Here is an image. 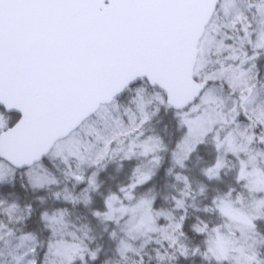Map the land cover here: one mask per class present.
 I'll use <instances>...</instances> for the list:
<instances>
[{"label":"rangeland","instance_id":"obj_1","mask_svg":"<svg viewBox=\"0 0 264 264\" xmlns=\"http://www.w3.org/2000/svg\"><path fill=\"white\" fill-rule=\"evenodd\" d=\"M213 15L199 40L194 67L195 79H210L212 83L193 104L175 113L182 135L170 152L169 166L177 191L176 195L172 193L170 208L153 209L150 192H134L149 179L153 164L160 160L159 139L143 132V126L165 104L161 90L143 82L123 99L101 105L92 117L54 145L46 158L61 167V178L41 162L24 170L31 187H56L65 203L76 206L88 200L89 208L98 205L96 200L103 193L102 185L92 186L93 179L108 168H117L125 158H136L138 163L126 189L118 187L121 194L106 195V218L100 219L101 212L89 209L91 222L95 217L100 222L109 219L121 232L114 254L102 264H179V258L195 253L207 257L204 264H264V239L257 228L246 225L264 217V84L256 83V62L251 69L236 60L238 48H264V0H220ZM234 93L247 96L243 107L251 120L240 117ZM4 126V114L0 112V128ZM205 140L217 150L211 170L216 174L223 169L234 171L244 193L226 190L212 202L195 206L189 173L179 167L194 170L183 160L195 146L208 145ZM109 159L114 163L108 164ZM98 167L100 171L93 174ZM129 174L132 170L128 169L124 176ZM12 175L13 168L0 161V182ZM0 216L2 221L13 222L23 217V207L10 194L0 192ZM212 216L220 221L208 227L214 223ZM83 217H72L66 210L46 215L50 237L41 264H88L94 260L95 248L100 247L89 242L94 238L92 232L87 239L89 228ZM192 217V231L206 233L203 251L190 249L185 242L184 223ZM8 232L0 225V264H35V239Z\"/></svg>","mask_w":264,"mask_h":264},{"label":"water","instance_id":"obj_2","mask_svg":"<svg viewBox=\"0 0 264 264\" xmlns=\"http://www.w3.org/2000/svg\"><path fill=\"white\" fill-rule=\"evenodd\" d=\"M219 0H0V160L24 170L140 79L175 111Z\"/></svg>","mask_w":264,"mask_h":264},{"label":"trees","instance_id":"obj_3","mask_svg":"<svg viewBox=\"0 0 264 264\" xmlns=\"http://www.w3.org/2000/svg\"><path fill=\"white\" fill-rule=\"evenodd\" d=\"M253 57L254 60L257 59V67L260 71L258 74V84H261L264 79V62H262L261 58L256 55V49L254 51ZM208 81L212 83V80ZM142 82L147 85V83L143 80ZM134 86L125 90L117 97L116 100L119 101L123 99L124 95L129 90L133 89ZM160 92L162 95L164 94L162 91ZM0 112L4 114L5 126L13 124L18 118V115L13 113L5 114L1 108ZM175 113H177V111H174L171 107L164 104L143 126V132L146 134H151L159 139L157 153L160 157V160L155 165L153 164L152 173L148 177L149 179L143 182L142 185L138 187L136 186L137 188L135 187L136 189H134V192H136V195L142 192H150L153 209L165 210L170 208L172 203V193H175V195L177 193V191L174 190V182L171 175L172 172L170 171L172 168L169 166L170 152L173 151L182 135L179 119ZM4 127H1L0 130ZM205 141H207L208 145H200V143L191 151V153L189 152V156H187L184 160V164L189 163V165L193 167L194 170L189 172L185 166L179 167L180 170L182 169L181 171L189 173V181L194 189V194L192 196L194 198L195 206L203 204V201L212 202L214 198L222 196L226 190H230L232 193L243 192L242 184L235 180L234 171L223 169L216 174V172L211 170L212 166L210 165H213L215 157H217V150L211 141ZM208 153V160H204L205 154ZM106 162L108 164L114 163L111 159ZM41 163L50 172H52L54 176L59 178L62 177V173L60 171L61 167L57 164H54L55 161L51 162L45 158ZM137 163L138 161L135 157H131L130 159L125 158L123 159L122 163H119V165L115 166L117 168H108L106 172H102L98 177H95L93 179L94 183L92 182V186H95L96 183H98V185H102L103 193L100 195V199L96 200L98 201V205L97 203H94L92 206L90 205L89 208H86V203L88 200L79 202L76 206L65 203L60 199L56 187H31L28 179L24 175V170L17 171L13 169L12 177L0 182V192L4 194H10L20 203V205L23 207V217L13 222H5L2 221L0 216V225H3V229L9 230L8 234L32 236L36 242L34 248V257L36 260L35 264H41L50 237L48 225L45 220L46 215L52 214L56 211L66 210L72 217L75 215L82 217L84 216V222L89 228L87 239L89 237V233L92 232L94 234V238L88 239L89 242H91L92 245L96 244L100 247V250L95 248L97 252L96 257L94 260L88 262V264H102L106 259H110L112 253L114 254L117 244L116 238L121 232L119 227L108 218V220L100 222L95 217V221L91 222L89 220V209L101 212L102 215L99 216L100 219L106 218V195L112 192L121 194L122 191L119 192V189L116 190L118 187L122 188V190L126 189L128 182L133 178L131 176L134 172V166ZM101 167L94 169L93 174L97 171H100L99 169H101ZM124 169L126 171L128 169L129 171L132 170V174H129V176L125 177L124 175L126 171ZM177 171L178 170L174 169V172ZM113 185L116 186H114L115 189L108 191V187H112ZM201 216L202 217L200 218L204 219V216ZM212 218H214V223H218L220 221L219 217L212 216ZM192 220L193 217L187 218L184 223L183 230L185 233V242L190 247V249L197 248L199 251H203L207 242L206 233H201L199 235L194 233L191 229ZM206 258L207 257L204 254L201 255L200 253H195L190 256L179 258V264H204Z\"/></svg>","mask_w":264,"mask_h":264},{"label":"flooded vegetation","instance_id":"obj_4","mask_svg":"<svg viewBox=\"0 0 264 264\" xmlns=\"http://www.w3.org/2000/svg\"><path fill=\"white\" fill-rule=\"evenodd\" d=\"M243 51H245V54L244 55H239ZM254 51H255L254 45H252V48H250V47L246 48V49L238 48V51H237L238 58H236L237 62L241 63L243 65V67H248V68L251 67V69H253L254 63L256 62V61H254V57H253L254 56ZM256 55H258V57L261 58L262 62H264V48L263 49L256 48ZM256 71H257V74H256L257 78L255 80H256V83H258V74H259L260 71H259V69H257ZM262 83L264 84V79L261 82V84ZM229 92H234V91L229 89ZM250 92L251 91H249L246 95L248 96L250 94ZM234 96L239 100V106L241 108L240 117H242L245 120H251V118L246 114V112L245 113L243 112V110H244L243 104H244V101L247 98V96H241L240 94H237V93H234ZM235 180L237 182H239L236 177H235ZM262 202L264 203V199H262ZM263 208H264V205H263ZM263 220H264V217L263 218H259L256 221V223H255V221H247L246 225L251 226V228H253V227L257 228L258 233H260L261 236L264 239V222H263ZM243 222H245V221H243ZM254 223H255V226H254ZM214 225H217V224L216 223L208 224V227H212Z\"/></svg>","mask_w":264,"mask_h":264}]
</instances>
